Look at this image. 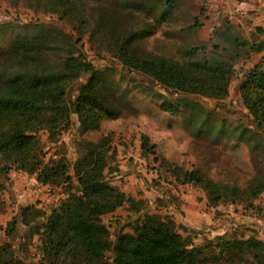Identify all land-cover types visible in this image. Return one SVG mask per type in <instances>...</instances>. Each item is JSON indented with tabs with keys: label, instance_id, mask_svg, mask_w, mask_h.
<instances>
[{
	"label": "trees",
	"instance_id": "16d2710c",
	"mask_svg": "<svg viewBox=\"0 0 264 264\" xmlns=\"http://www.w3.org/2000/svg\"><path fill=\"white\" fill-rule=\"evenodd\" d=\"M30 1L68 21L76 33V40L88 34L93 45L107 50L126 68L138 71L169 92H175L177 96L173 100L164 99L159 107L175 114L187 107L190 112L185 118V128L193 123L192 133L199 137L208 135L215 139L224 131V122L221 120L220 125L212 123L209 110L199 115L196 109L200 104L194 97L224 98L234 64L249 57L252 50L262 51L246 71L239 91L242 103L264 133V41L255 42L241 36L236 25L235 28H214L221 44L213 42L214 51L206 54L203 52L205 44L195 43L187 37L201 24L199 16L194 14L192 22L175 30L184 39L180 58H176L141 50V44L156 31L151 22H141L143 24L138 28H133L132 24H139V21L130 22L128 19L127 28L120 24L122 12L126 11L128 16L134 10L153 11L157 24H177L180 0H107L115 5L112 9L101 0H96L98 3L91 7L88 0ZM257 29L263 31L261 27ZM56 48L58 44L51 40L22 35L12 43L11 53H6L0 61V160L4 163L1 173L14 166L34 173L41 183L67 184V196L49 213L34 203H27L20 205L17 214L6 222L5 233L9 237L16 233V222L27 225L29 240L35 234L38 236L39 250L33 254V260L16 254L13 243L7 240L0 244V264H67L71 248L93 233L103 214L128 199L133 202V207L136 206L133 198H127L124 191L106 177L109 132L101 134L97 140L78 142L79 153L71 164L73 173L68 172L69 162L63 152L56 151L45 158L38 130L56 133L69 122L70 114L75 113L79 130L88 132L100 129L104 119H114L121 114L118 101L104 91L91 62L82 59L81 65L55 63L50 55ZM82 72L90 74L80 82L74 99H67L68 84L77 80ZM244 129L241 128L240 133ZM252 133L256 137L254 146L263 147L256 131L252 130ZM139 141L143 153L155 151L157 143L149 142L147 133H141ZM167 164L180 182L202 187L209 205H217L226 198L234 200L244 191L250 198L264 188L260 181L244 189L236 182L215 180L197 165L184 168L170 160ZM4 187V181L0 179V189ZM249 203H253L252 200ZM215 238L217 250L206 251L177 229L171 215L144 212L136 219L132 231L116 233L111 259L106 264H221L222 260L234 262L246 255L251 256L256 264H264L263 240L256 237L238 240L228 238L226 233ZM24 243L21 241L17 246L23 254L29 251L28 244Z\"/></svg>",
	"mask_w": 264,
	"mask_h": 264
},
{
	"label": "rangeland",
	"instance_id": "374dc122",
	"mask_svg": "<svg viewBox=\"0 0 264 264\" xmlns=\"http://www.w3.org/2000/svg\"><path fill=\"white\" fill-rule=\"evenodd\" d=\"M207 1L180 0L177 24H157L153 11L146 13L134 10L128 16L126 11L122 12L120 26L127 28L128 19L130 22L139 21V24H132L133 28L141 27L143 24L141 22H151L156 31L141 44V50L161 52L180 58L184 39L175 30L180 25L192 22L194 14L200 19L204 18L208 9ZM31 2L0 0V61L6 57V53V55L11 53V45L18 36H40L51 40L58 44V48L50 55L53 62L62 65L67 63L81 65L82 59L90 61L104 91L117 100L121 108L119 117L104 119L98 130L81 132L75 113L70 114L69 122L56 133L45 129L38 130L42 150L46 152L45 158L53 152H63L69 162L68 172L73 173L71 164L79 153L78 142L82 139L97 140L101 134L109 132L111 140L107 155L109 170L105 169L106 177L110 183L124 191L127 198H133L136 205L133 207V202L130 203L131 200L128 199L116 206L113 211L103 214L93 233L71 248L67 255V264H106L111 259L112 243L116 233L132 231L136 219L144 212L156 211L171 215L177 223V229L206 251L217 250L215 237L223 233H226L228 238L234 237L238 240L256 237L264 241V188L250 198L247 191H244L241 197L248 199L226 198L219 203L222 205L220 209L206 203L209 218L205 217V222L198 227L185 229L181 220L188 222L185 217L189 212L179 208L183 204H193L198 194L190 182L185 184L176 179L167 164V160H170L184 168L197 165L215 180L236 182L244 189L254 186L259 181L264 183V133L256 126L242 103L239 91L246 71L258 59L261 51L252 50L249 57L234 64L228 93L224 98L194 97L200 104L196 109L199 115L204 113V110H209V119L212 123L220 125L224 122V131L215 139L208 135L199 137L192 133L195 128L193 123H189L188 128H185V118L190 112L187 107L179 114L167 112L159 107L162 100H173L177 96L175 92H169L138 71L126 68L107 50L98 49L95 43L93 45L88 34L76 40V33L68 21L61 20L57 14L46 12ZM100 2L109 4L110 9L115 7L111 4L112 1ZM97 3L96 0H88L89 7ZM93 13L96 14L94 11ZM228 22L227 20L221 23L201 22L193 33H188L187 37L193 39L195 43L205 44L203 52L211 54L214 51L212 43L221 44V40L213 32L214 28H233L234 24ZM238 27L241 36L256 42L264 41L263 32L254 28L251 31L245 30L240 24ZM197 39L199 41H196ZM89 74L90 72H82L77 80L68 84L67 99H74L80 82ZM241 128L245 129L240 133ZM252 130L258 134L263 147L254 146L253 141L256 137ZM141 133L149 135V142L157 143L154 152L141 151L139 141ZM2 165L3 160H0V168ZM255 172H258L256 178ZM0 179L5 184V187L0 189V244L9 240L13 243L16 254L22 257L26 255V260H33V254L39 250L38 236L35 234L29 240L27 225L16 222V233L9 237L5 233L6 222L17 214L20 205L27 203H34L46 214L49 213L67 196V184L41 183L34 173H27L14 166L4 173L0 171ZM73 181L76 184L74 178ZM193 185L205 193L202 187L194 183ZM250 200L253 203L250 204ZM172 209L178 211L173 212ZM231 210L235 211L231 219L224 215L227 221L217 220L216 217L222 218L221 214H230ZM199 222L200 218L196 217L195 224ZM219 222L226 225L223 232L215 233L214 229L220 226ZM215 224L217 225L212 227ZM21 241L28 244L27 253L23 254L17 249ZM219 263L256 264L249 255L234 262L222 260Z\"/></svg>",
	"mask_w": 264,
	"mask_h": 264
},
{
	"label": "crops",
	"instance_id": "0c3cea01",
	"mask_svg": "<svg viewBox=\"0 0 264 264\" xmlns=\"http://www.w3.org/2000/svg\"><path fill=\"white\" fill-rule=\"evenodd\" d=\"M207 8L208 9L207 11H205L204 18L200 19L201 22L208 23L211 21H218V23H221L223 20H227V22L229 21L237 27L238 24L242 25L245 30L251 31V29L254 28V30L259 31V29L257 28L261 27L263 31L259 32L264 33V0H208ZM260 55L258 56V58L260 57ZM190 184L198 194V197L194 199L193 204H183V206L179 208V210L182 209L184 212H189V215L191 217H189V215H186L185 217L188 222H185V220H181V223H183V226L185 227L193 228L198 227V225H200L201 223H204L205 217L209 218V209L206 205V203L208 204V202L207 198L205 197V193L201 189L197 188V186L193 185V183ZM188 193L190 192L188 191ZM220 205L221 204L215 206L220 209ZM172 211H178V209H172ZM232 214H235V211L231 210L230 214H221L222 218H220V216L216 218L217 220L221 219L220 221H225V216L230 217L231 219ZM196 217L200 218V222L198 224H195ZM203 225L204 224H202V226ZM216 225L217 224L213 225L212 227ZM225 225V223H220L221 227H215V233L223 232V228Z\"/></svg>",
	"mask_w": 264,
	"mask_h": 264
},
{
	"label": "built area",
	"instance_id": "2783aa9c",
	"mask_svg": "<svg viewBox=\"0 0 264 264\" xmlns=\"http://www.w3.org/2000/svg\"><path fill=\"white\" fill-rule=\"evenodd\" d=\"M21 196V195H20Z\"/></svg>",
	"mask_w": 264,
	"mask_h": 264
}]
</instances>
